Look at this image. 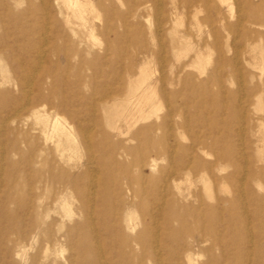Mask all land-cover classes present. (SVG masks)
Instances as JSON below:
<instances>
[{
	"label": "rangeland",
	"instance_id": "obj_1",
	"mask_svg": "<svg viewBox=\"0 0 264 264\" xmlns=\"http://www.w3.org/2000/svg\"><path fill=\"white\" fill-rule=\"evenodd\" d=\"M89 1L83 25L63 0H0V264H240L238 250L219 246L230 232L241 264H264V24L253 23L252 0H235L242 11L232 14L211 0L213 24L199 0ZM141 70L156 108L130 129L109 127L104 106L126 101ZM55 78L65 84L50 93ZM36 87L31 103L68 122L75 152L43 144L19 111ZM92 89L111 95L96 111ZM159 124L167 133L151 131ZM224 137L240 167L261 170L251 199L241 196L243 173L228 182L232 166L215 162ZM179 158L195 164L184 169Z\"/></svg>",
	"mask_w": 264,
	"mask_h": 264
},
{
	"label": "bare ground",
	"instance_id": "obj_2",
	"mask_svg": "<svg viewBox=\"0 0 264 264\" xmlns=\"http://www.w3.org/2000/svg\"><path fill=\"white\" fill-rule=\"evenodd\" d=\"M63 1H64L65 5L67 6V8L71 10L72 16L75 17L76 19H78L83 25H85L87 23V21H88L87 20L88 18L86 17V13L91 11L90 10V8H91L90 1L89 0H63ZM199 1L202 3V6L203 5L205 6L207 14H208V15H206V17L203 20V22L208 23V24H213V20H211V17L209 16V11H210L209 3L211 2V0H199ZM218 1L221 3V5L223 7L225 6L231 14L235 10H237L238 12L242 11L240 3L236 2L235 0L233 2H230V0H218ZM193 2H195V0H185V6H183V7L193 6V4H194ZM252 3L254 5V9L251 12V16H252L251 18L254 21L253 23H256V24L257 23H262V24H264V16L261 15L260 12H259V10H260L259 8L260 7H264V0H252ZM213 12L217 16V19H218L217 21L221 22V19H220L221 8L217 6V7L213 8ZM237 23H238V25L241 26L242 23H243L242 18L239 17L237 19ZM261 26H263V25H261ZM225 30H228V34L227 35H229V34L231 35L232 34V35H234L235 39L239 38L238 34H235V33L233 34V32H232L230 27L229 28L225 27ZM213 37H214V41H216L218 39V34L214 33ZM227 38H229V37H227ZM154 40H155V38H154ZM109 50H111V49L108 48V51ZM116 50L117 49L114 48L113 50H111V52L116 54ZM69 57L70 56L68 54H64V55L60 56V54L58 53L56 55V58H57L58 62H61L62 60H64L65 62L68 63L69 60H70ZM111 60H113V59H111ZM92 67H93L94 71L96 69H99L95 65H93ZM122 68L125 69V64L124 63H122ZM16 70H17V68H16ZM203 71H204V69H203ZM77 77H78V75H75L73 77L74 78V80H73L74 82L79 81L80 78H81V75H79L78 78ZM240 77H241V75H240ZM117 80L119 82V85L121 86V89H123V87H122V84L124 82L123 76L118 74L117 75ZM148 80H149V77L146 74H144V71L141 70L140 77L136 80V82L135 83L129 82V84H128V97H127L126 101H124L121 104L113 103L109 107L104 106L103 110H104V113L107 116V120H108L107 123H108L109 127H111V126L113 127V125H115V124H113L114 121L117 120L118 122L119 121H124L122 123H125L126 127L130 129V128H132V126L136 125L139 121H141L143 118H145L147 116V114H146V116L143 117L144 107H146V106L155 107L156 106L155 102H154V100H155L154 97L156 96V94H155L156 90L154 91L155 88L152 85L148 84ZM52 81L54 82V84H52L51 87H49V89H48V91L50 93L52 92V90L55 89V86H59L60 85V87H61L62 84H65L59 78H55ZM27 83H28V81H27ZM103 83H105V82H103ZM92 88L93 89L95 88L94 85H92ZM93 89H92L91 96H89V99L91 101L90 103L92 104V108H94V110L96 111L97 104H99V105L100 104L107 105L108 100L110 99L111 95L110 94H104V95L101 94L100 95L99 92H95V90H93ZM29 90H30V92H29L28 95H30L29 97H31L33 95V90L31 89V87H30ZM42 90H43V87H36L35 96L32 99L31 98L29 99L30 103L28 101L27 105H22L21 108L19 109V111L20 110H24V109H26L28 111L29 117L32 118L34 120V122H35V125L38 126V133L40 134L41 137H43V139H41L43 144H44V141L45 142L48 141V143H49V141L52 142L54 144V146H55V151L57 153H59L60 155H64V153L66 151L74 150V152H75V149L77 148L76 145H78V144H75V136L73 134V131H71V127H69L68 122H66V120H64V119L62 120L61 116L58 113H53V112H49V111H48L49 113L47 112L46 107H47V104L49 105V103L46 102V98L43 99V100H45L44 102L47 103V104L42 105L41 109L36 108L34 106L35 105L34 103L36 102L37 97L41 96ZM111 94H113V93H111ZM31 100H34V103H31ZM68 102H69V99H68ZM156 102L158 103V101H156ZM36 104H37V102H36ZM58 104H59L58 106L66 105L65 101H63V100H62V102H58ZM150 110H148L149 113H150ZM19 111L17 110V112H15V114L13 115L12 120L21 121V117L22 116L20 115ZM152 112H154V110ZM93 113L94 112H92V114ZM93 117H94V115H93ZM146 118L144 120H146ZM152 127L153 128L151 129V131L160 132L161 135L167 133V131H168V128H167L166 124H159V125L152 126ZM114 128H115V126H114ZM115 130H117V133L119 135L123 134V131H120L118 126L115 128ZM177 131L179 132V130H177ZM128 132L129 131H127V133ZM178 134L181 137H183L182 134H180V133H178ZM226 140H227V138H225V137L220 139V142L222 143V147L226 146L225 144H223V143L227 142ZM192 143H193L194 147H200V149L205 147L204 143L196 142V140L192 141ZM52 149H53V146H52ZM149 153L150 152L148 150H146V152L144 153V156L148 157ZM69 156H71V155L69 154ZM213 156H214L215 162H218L220 164L221 163H228L233 168L232 173L229 174L226 178H224V180H226L228 182H231V183H234L235 182V174L236 173H241V172L243 173V175H244L243 179L242 180L239 179V180L242 181L241 187L243 188V192H242L241 196H243V199L244 198L247 199V200L249 198L251 199V191H250V188L248 186V183L250 181H255V179H257V178H260L261 170L255 168L254 166H248V165L243 167V168L240 167L238 165V161L239 160H237V158H236L235 149H233L230 146H226L225 149L224 148H220V150L217 151ZM1 157H2V154H1ZM59 158H61V157H59ZM62 160H63V158H62ZM66 161H68V160H66ZM178 161H179V164L184 169H189L195 164L193 162H190V163L187 164V163L181 161L180 158L178 159ZM203 183L205 185L204 189H206L210 193V187L206 183V180H203ZM224 190H225V188H224ZM64 205H65V203L64 204L61 203V207H63ZM125 224H126V228L127 229H134V227H135V224L132 223L130 217L129 218L127 217V219L125 220ZM205 227L208 230H212V231H214V229H215V226L213 227L211 224L205 225ZM230 234H232V240L228 244L221 242L219 244V246L220 247L229 246V248H231V249L234 248L235 250H238L237 254L232 256L231 259H237V260L240 261V264H241V260H240V254H241V251H242L241 244L237 242V240H236V236L237 235L235 234V232H233V233L230 232ZM222 258L224 260H226V261L229 259V257H227L225 254L222 255ZM188 263L192 264V261H191L190 257H188Z\"/></svg>",
	"mask_w": 264,
	"mask_h": 264
}]
</instances>
